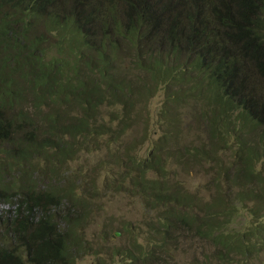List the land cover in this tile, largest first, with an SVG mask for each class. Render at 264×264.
<instances>
[{
    "label": "trees",
    "instance_id": "obj_1",
    "mask_svg": "<svg viewBox=\"0 0 264 264\" xmlns=\"http://www.w3.org/2000/svg\"><path fill=\"white\" fill-rule=\"evenodd\" d=\"M87 256L264 264V0H0V264Z\"/></svg>",
    "mask_w": 264,
    "mask_h": 264
},
{
    "label": "rangeland",
    "instance_id": "obj_2",
    "mask_svg": "<svg viewBox=\"0 0 264 264\" xmlns=\"http://www.w3.org/2000/svg\"><path fill=\"white\" fill-rule=\"evenodd\" d=\"M163 98H164V94H163V92H160L153 99V101L151 102L152 111H155L156 109L159 108ZM156 121H157V119H156ZM156 121L154 120V122H156ZM194 182H195V184L203 183L204 182V178L202 176L195 177ZM125 207H126L125 203L123 202L121 197L111 198V200L107 199L106 202H105V208L107 210H109V211H108L107 214L102 216V218H101L102 222L104 223L106 220H108V218H110L111 216H114L115 213L116 214H120V213L124 212V210H126ZM102 222H99L98 224L96 223L94 225V229L98 230V229L102 228L103 227V223ZM91 232H93V230H91ZM115 232H120V231L116 230ZM121 236H122V233H121L120 236H117V237L119 238ZM95 260H96L95 257L87 256L84 259L80 260L77 264H94Z\"/></svg>",
    "mask_w": 264,
    "mask_h": 264
},
{
    "label": "water",
    "instance_id": "obj_3",
    "mask_svg": "<svg viewBox=\"0 0 264 264\" xmlns=\"http://www.w3.org/2000/svg\"><path fill=\"white\" fill-rule=\"evenodd\" d=\"M116 235H117V236H120V235H121V233H120V232H116Z\"/></svg>",
    "mask_w": 264,
    "mask_h": 264
}]
</instances>
